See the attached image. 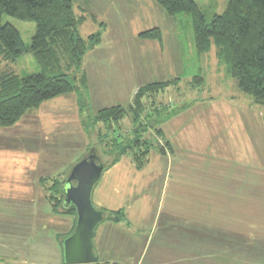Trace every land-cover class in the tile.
Here are the masks:
<instances>
[{
	"label": "rangeland",
	"instance_id": "rangeland-1",
	"mask_svg": "<svg viewBox=\"0 0 264 264\" xmlns=\"http://www.w3.org/2000/svg\"><path fill=\"white\" fill-rule=\"evenodd\" d=\"M72 1L77 16L87 19L80 30L81 36L86 39L100 30L103 34L102 44L86 55L82 67L89 85L85 114L93 115L104 108L117 105L128 108L141 87L180 78L177 87H171L165 94L156 98V104L159 107L178 109L190 106V110L186 109L178 116L179 120L182 122L184 117L190 119L202 115L208 122L207 127L213 129L215 135L220 134L219 137L225 136L230 130L239 133V130L247 129L244 136L248 135L249 148L241 143L239 151H231L233 156L230 164L234 167L230 166V170L241 167L245 161L253 162L256 168L253 182L259 186L262 183L264 190V107L254 105L247 95L239 91L235 80L228 73L227 65L217 58L214 47L205 55L196 52L193 31L188 27L189 18H171L152 0ZM194 1L211 18L221 15L230 0ZM93 18L98 23L93 22ZM3 23L14 26L21 33L26 45L32 44L37 31L35 22L5 16ZM102 23L105 27H99ZM154 28L161 29L162 43L139 38L141 33ZM11 71L20 76H28L40 73L41 69L34 56L28 53L15 64L2 63L0 66V75ZM196 77L204 78L203 86L196 84V87H192L191 82ZM146 102L148 105L152 103L150 100ZM122 126L123 134L131 130L129 118L122 122ZM169 126L168 122L165 128L168 129ZM235 131L233 133H236ZM239 135L238 137L243 139V133ZM146 137L154 145L150 162L155 165L167 164L169 159L173 158L172 152L167 150L166 156H162L158 151L165 142L158 139L154 131L149 132ZM188 141L192 147V142L196 141L202 151L207 148L206 135ZM93 147L101 151L99 156L105 161L98 137L84 131L75 94L44 103L38 110L30 111L13 128H0V264H54L55 260H59L54 250L58 247L61 249L58 239L67 235L72 219L68 216H54L40 180H66L71 169L84 160L90 154L89 149ZM251 150L255 154V162ZM159 158H162V161L159 162ZM191 159L193 160V157ZM194 160L200 161L198 158ZM206 162L201 161L203 166L215 164ZM129 165L135 168L133 172L138 171L132 159L125 157L117 172L119 177L127 176L128 181L132 183L138 174L126 172L125 168ZM224 167L225 164L222 165V168ZM107 171L96 185L92 196L98 211L105 210L97 203L100 194L103 196L104 191L110 189H104L106 182L110 184L112 180ZM204 174L200 175L201 178ZM218 176L219 179L216 180L219 183L225 182V186L229 182L234 187L238 185V182L231 178L225 180V174L220 173ZM131 183L127 184L126 197H123V186L115 185L122 190V195L117 196L113 192L116 195L114 197L110 192L109 198L114 204L120 200H123V203L127 201L122 208L126 210L127 222L122 223L121 227L117 226L118 230L113 231V235L115 238H123L125 245L131 244L134 251L138 252L142 243L151 245L150 255V250L156 246L190 244L191 251L187 252L192 257L191 261H196L197 264L198 258L202 259L197 253L198 246L207 242L219 246L217 249L213 248L212 252L203 253L208 255L207 259L210 261L207 262L210 264H264V194L257 188L255 194L258 192L260 195H255L256 200L253 203V223L256 226L254 225L255 228L251 231L249 229V234L246 230L240 231L244 232V235L237 238L214 233L210 226H214V221L203 222L195 212L191 215L193 222L190 227L196 231H192L191 235H194L188 239L170 230L178 227L180 222L169 221L170 217H165L166 207L173 200L171 186L164 190L163 182H157L150 195V190L145 191L141 182H136L134 187ZM146 201L147 205L143 206ZM114 206L111 204L112 208ZM137 208L144 209L147 220L142 219L143 215ZM164 228H169V231H160ZM143 230L149 231L151 236L144 232L147 236L139 238L135 235L137 231ZM204 234L206 236H203ZM200 237L203 241L198 242ZM160 254L165 258L171 256L167 253ZM174 257L177 260L186 259V256Z\"/></svg>",
	"mask_w": 264,
	"mask_h": 264
},
{
	"label": "trees",
	"instance_id": "trees-1",
	"mask_svg": "<svg viewBox=\"0 0 264 264\" xmlns=\"http://www.w3.org/2000/svg\"><path fill=\"white\" fill-rule=\"evenodd\" d=\"M152 1L171 18H189L188 27L193 31L196 52L205 55L214 47L217 58L227 65L239 91L254 105L264 107V0H230L221 15L211 18L194 0ZM5 16L37 24L30 46L25 44L14 26L3 23ZM86 20L84 16H77L72 0H0V66L2 63L15 64L31 53L41 69L40 73L28 76L12 71L0 75V128H13L44 103L75 94L84 131L98 137L105 161L100 158L101 151L97 148H90V154L97 156L98 162H103L107 170L129 157L136 169L142 171L149 165L154 149L146 137L149 132L154 131L157 138L165 142L158 149L160 155L166 156L167 150L173 151L161 127L190 106L179 109L159 107L156 98L171 87H177L181 79L141 87L128 108L117 105L93 115L85 114L89 85L82 67L86 55L102 44L103 36L100 30L83 38L80 30ZM93 22L98 23L95 18ZM139 38L162 43L163 33L160 28H154L141 33ZM196 84L203 86L204 78H194L191 85L196 87ZM149 100L152 103L148 105L146 101ZM126 118L131 122V130L123 134L122 122ZM65 181L58 178L40 180L53 214L74 219L72 231L58 239L64 264L63 241L75 231L77 221L76 209L63 206ZM101 212L105 216L104 222H127L125 209ZM94 264H97L96 259Z\"/></svg>",
	"mask_w": 264,
	"mask_h": 264
},
{
	"label": "crops",
	"instance_id": "crops-1",
	"mask_svg": "<svg viewBox=\"0 0 264 264\" xmlns=\"http://www.w3.org/2000/svg\"><path fill=\"white\" fill-rule=\"evenodd\" d=\"M178 116L169 121L170 126L168 129L165 128L167 123L163 126L164 128L162 127L166 139L172 144L173 158L169 159V162L165 165L164 163L155 165L151 161L142 171L133 172L135 168L130 165V167L127 166V168H125L126 172L131 171L138 174V177H136L137 179L135 180V178H133L134 181H132V183L128 181L127 176H124L123 178L119 177L117 172V168L120 167L121 162L124 159L123 158L118 165L107 171L110 173L109 177H111L112 180L110 184H107L108 182H106L107 185L105 184L104 189L107 187H110V189L104 191L105 195L101 196L100 194L101 197L99 196L97 203H99V206L105 210L114 209V211H116V209L119 210L124 208L127 201L123 203V200H120V202L116 204L111 202L112 200L109 198V196H111L110 192H112V194L114 192L117 196L122 195V190L115 185L123 186L125 190V196L123 197H126L127 184L129 185L131 183L132 187H134L133 185H135L136 182H141V184L144 185L142 188L145 189V191L149 189L151 195L154 185H156L157 182H163L164 190H166L167 186L168 188L170 186L172 187L171 196L173 198L171 203L166 207L165 217H170L168 219L169 221L175 220L180 222L178 227L170 229L174 233L179 236H183L184 238L188 237V239L190 236H193L194 234L191 235V233L196 230H193V228L190 227V224H192L191 222H193L191 215L197 212L203 222L205 220L214 221V226L210 225L212 226L211 231L214 233L216 232L224 236H234L237 238L244 235V232L240 231L246 230L249 234V229L251 231L252 228H255L256 226V224L253 223V219L255 217V208L253 203L256 200L255 195H260V193L257 192L255 194V188L264 194V190H262L261 186L262 183H260L259 186L253 182L256 171L253 162L249 163L248 161H245L241 167L230 170V166H232L230 163L233 156L231 155V151L233 153L234 151H239L241 143L246 146L247 149L249 148L248 135L247 137L244 136L247 129L244 128L243 130H239V133L235 130H230L225 136L219 137L220 134L215 135L214 130H210L207 127L208 122L204 117H202V115L200 117L195 116L190 119H188V117H184V121L182 122L179 120ZM233 131L236 133H233ZM241 133H243V139L238 137ZM204 135H206V138L208 139V143L206 144L207 148H205L204 151L200 150V145H197L196 141L192 142L195 148L189 145L188 139H194L195 137L199 138ZM170 136L172 137L170 138ZM237 147L238 149L236 150ZM251 154L253 156L255 155L252 150ZM191 157H193V160ZM197 158L200 161L194 160ZM204 160L207 161L206 163L214 162L215 164H205L203 166L201 161ZM222 160H225V162H221ZM160 161H162V158H159V162ZM224 164L227 168H222V165ZM227 169H229V171ZM202 173L205 174L201 178L200 175ZM220 173L225 174L227 177L225 180L231 178L233 181L238 182V185L234 187L230 182L227 183L226 186L225 182L219 183L217 181L219 179L217 174ZM139 179L141 180L139 181ZM115 194H113L114 197L116 196ZM144 195L147 196V193ZM105 202L109 204H104ZM151 202L152 201L150 200L149 204H151ZM111 204L113 206H117V208H114L115 206L112 208ZM145 205H147V201L143 204V206ZM138 210L143 215L142 219L147 220L148 216L144 209ZM162 217L163 213L160 214L161 220L163 219ZM71 219L72 225L67 234H69L73 229L74 219ZM240 225L242 226L241 228ZM117 226L121 227L122 223L113 225L111 222L103 221L96 229L93 242L97 264H196V261H191L192 257L187 252L191 251V246H189L190 244L180 246L177 245L174 247L156 246L154 249L150 250V255L149 249L151 245L146 243H144V245L142 243V245H140L142 248H140L137 252V250L134 251V247L131 244L125 245L123 243V238L114 237L113 231L118 230ZM111 229H113L112 232ZM162 230L169 231V228L160 229V231ZM143 232L147 234L149 231H137V234L135 235L139 238L147 236L146 234H143ZM149 234L150 233H148V235ZM203 236L206 235L204 234ZM204 238L205 237H203V239ZM201 239L202 238L200 237L198 242L203 241ZM202 243L203 244H199L197 252L200 254L199 257H202V259L198 258L197 264H210L207 262L210 261L207 259L209 258L208 255L204 254L205 252H212L213 248L217 249L219 246L215 243ZM115 244L116 246H114ZM131 248H133V250H129ZM54 252L56 257H59V260H55L54 264H64L62 249H59V247L58 249L55 248ZM145 252H147V254H145ZM160 253H167L171 256L173 255V258H171V256L165 258ZM178 253L181 254L177 255ZM174 255L179 256L180 258L186 256V259L183 258L180 260L178 258L177 260ZM204 256L205 259L203 260ZM210 256H212V254Z\"/></svg>",
	"mask_w": 264,
	"mask_h": 264
},
{
	"label": "water",
	"instance_id": "water-1",
	"mask_svg": "<svg viewBox=\"0 0 264 264\" xmlns=\"http://www.w3.org/2000/svg\"><path fill=\"white\" fill-rule=\"evenodd\" d=\"M98 157L89 154L70 171L63 188L64 208L77 211L75 231L63 241L65 264H94V233L104 221V213L93 204V192L106 172Z\"/></svg>",
	"mask_w": 264,
	"mask_h": 264
}]
</instances>
